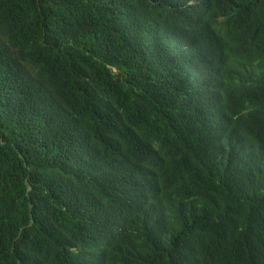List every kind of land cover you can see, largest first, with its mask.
I'll return each instance as SVG.
<instances>
[{
    "label": "trees",
    "instance_id": "obj_1",
    "mask_svg": "<svg viewBox=\"0 0 264 264\" xmlns=\"http://www.w3.org/2000/svg\"><path fill=\"white\" fill-rule=\"evenodd\" d=\"M0 264H264V0H0Z\"/></svg>",
    "mask_w": 264,
    "mask_h": 264
}]
</instances>
